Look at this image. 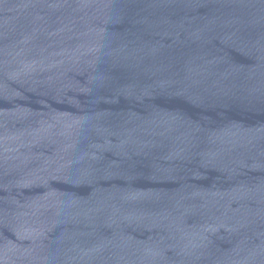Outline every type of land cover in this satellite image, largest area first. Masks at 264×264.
<instances>
[{
	"label": "water",
	"instance_id": "95a60500",
	"mask_svg": "<svg viewBox=\"0 0 264 264\" xmlns=\"http://www.w3.org/2000/svg\"><path fill=\"white\" fill-rule=\"evenodd\" d=\"M0 264H264V0H0Z\"/></svg>",
	"mask_w": 264,
	"mask_h": 264
}]
</instances>
